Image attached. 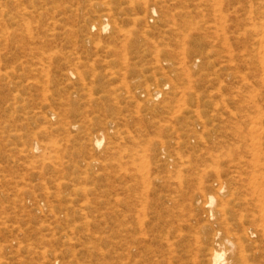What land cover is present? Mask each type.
<instances>
[{
  "label": "rangeland",
  "instance_id": "obj_1",
  "mask_svg": "<svg viewBox=\"0 0 264 264\" xmlns=\"http://www.w3.org/2000/svg\"><path fill=\"white\" fill-rule=\"evenodd\" d=\"M36 1L0 0V264H133L113 247L133 221L171 223L194 264L220 229L227 111L264 158V0Z\"/></svg>",
  "mask_w": 264,
  "mask_h": 264
},
{
  "label": "bare ground",
  "instance_id": "obj_2",
  "mask_svg": "<svg viewBox=\"0 0 264 264\" xmlns=\"http://www.w3.org/2000/svg\"><path fill=\"white\" fill-rule=\"evenodd\" d=\"M61 1L62 0H39L38 3L37 0L38 6L35 7L36 5L32 4L31 7L39 12L41 11V14H47V12L52 9L51 6L59 9L61 6L58 5L57 2ZM61 9L65 10V8ZM154 12L155 11L150 12V16H152ZM30 15L31 12L27 10H23L20 13L22 19ZM101 16V24H99L100 30L107 31L109 27L106 21L107 17L106 15ZM130 47H134L133 41L130 42ZM126 48L128 50L129 45H127ZM164 54L167 55L169 53H159V56H163ZM155 55H157V53ZM169 55L171 56L172 54ZM168 65V67L171 66V64ZM162 85L164 84L162 83ZM147 94L150 97L148 102L152 103L160 95L168 94V92L166 89H163V87H158L152 89L150 93L147 92ZM240 113L238 110L237 112L230 110L227 111L226 114L227 133L225 134V138L227 140H225L224 143L225 168L222 169L220 173H217L218 175L222 174L225 178V192L219 199L216 209L213 207L215 203L213 197H209L207 202L209 206V216L214 218V221H208V223L217 225L220 229L218 232H214L212 236V227L210 225H202V227L199 228V233H202L203 237L201 242L199 241V244L195 246V255L193 254L194 264H264V158H262V156L260 158L258 153L257 157L256 153L254 156L252 151L255 149L251 150L253 154H251L252 158L249 157L251 158L250 160L242 155L244 151L246 152L245 147L247 142L243 140V132L240 131V125L243 123ZM235 126L236 132H233V127ZM101 142L102 139L98 137L94 140L96 146H99ZM32 146L36 151L41 149V146L36 143ZM243 149L245 150L243 151ZM257 151L256 149V152ZM259 154L264 155V153ZM149 175L137 177L140 179L141 184L139 185H142V190L144 192L149 190L150 184L152 183ZM155 182H159V180ZM222 185H220L218 189L219 192L222 191ZM84 190V193L90 192V189ZM139 193L141 192L139 191ZM134 222L140 233L138 236L137 232L139 238L131 234V239H126L125 242L122 241L123 244L121 243V239L118 238L123 235L124 232H129L132 226L129 222L125 225H123V223L117 224L118 229H116L115 232L116 241L113 246L116 252L115 259H119L122 254L119 250H121L129 257L136 255V257L139 258L135 262L130 261V263L185 264L182 262L183 258H181V256L176 257L174 255V249H172V247L185 242L187 239L182 236L170 238L173 234L171 223L168 221H133L132 223ZM162 227L163 230L157 232V230ZM136 228L134 231H136ZM131 231H133V229ZM187 246H189L188 248H192L190 245L186 244L185 247ZM188 255L191 254L188 253ZM126 259H128V257H126ZM188 260L190 261V259ZM256 260L257 262H255ZM119 262L121 261L119 260ZM116 263L118 264V260Z\"/></svg>",
  "mask_w": 264,
  "mask_h": 264
}]
</instances>
